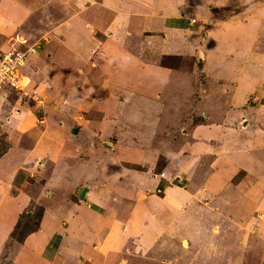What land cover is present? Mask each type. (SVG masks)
<instances>
[{"label": "crops", "instance_id": "crops-1", "mask_svg": "<svg viewBox=\"0 0 264 264\" xmlns=\"http://www.w3.org/2000/svg\"><path fill=\"white\" fill-rule=\"evenodd\" d=\"M224 2L0 0L35 92L0 88V209L45 204L17 264H264V57L225 38ZM193 45L202 79L160 63Z\"/></svg>", "mask_w": 264, "mask_h": 264}, {"label": "rangeland", "instance_id": "rangeland-1", "mask_svg": "<svg viewBox=\"0 0 264 264\" xmlns=\"http://www.w3.org/2000/svg\"><path fill=\"white\" fill-rule=\"evenodd\" d=\"M262 3H264V0H256V2H254V0H251V1L250 0H234V1L228 0V2H224L223 5L221 4L218 5V3L216 4V8L220 9V12H219L220 14L218 15V26L222 29L221 31L226 33L225 38H228L229 36H231L230 39H233L234 41L238 39V41L240 40L242 43H248V46L250 48L252 46L255 52L257 51L261 53L259 56V59H262L264 57V14L262 17H260V14H259L260 11L258 10V6L262 5ZM203 28H205V26L201 27V29ZM252 35L254 36L251 38ZM3 40L4 39L0 36V43ZM195 43L199 44L200 40L196 39ZM11 44L13 45V48L17 50V52L19 53L25 52L24 65H23L24 67L19 68L18 71H19L20 78H21V86L25 87V89L23 88V92L27 93V96L22 95V94H20L19 96L18 95L16 96L15 90L13 88H10L8 86L5 88L8 91L11 90V93H14L15 97L19 101L23 100L21 96L31 99L32 90L31 92H28L26 90L27 80L22 75L28 73V67L26 66V61H27L28 56L34 53V50L29 49L30 46L26 47L24 45L25 40H23V38L21 39V37L12 38L9 42V46ZM195 45H193V48L191 49L189 53L190 58H184V59L182 58V59L177 60L176 58L168 57V58H163L162 61H160V63H164L165 65H170V66L177 65L176 67H179V68L180 67L191 68L192 71L195 69V75L199 79H202V76H204V72L201 71L202 62L198 63L196 61V58H195L196 53H194ZM6 49L8 51L9 47ZM6 49H4L3 51H5ZM136 58L140 62L143 61V64L145 65H147L146 61H150L149 59L143 60L140 54ZM26 78L28 79L29 77L27 76ZM29 80L30 78L28 79V81ZM219 88L220 89L223 88L222 94H224L225 92L227 93L231 91L232 82L230 81V77L224 78V80H222V84H219ZM119 93L122 96L124 92L123 90H120ZM146 94L150 95V93H143V95L147 96ZM129 95L130 93L128 94V96ZM152 96H153V92H152ZM228 97H229V93H228ZM19 98H21L22 100H20ZM122 99H123V96H122ZM133 99L134 97L130 96V99L128 98L126 100V103L127 104L132 103ZM31 100H34V99H31ZM157 100L158 98H155L154 101H157ZM250 102L253 103V98L250 100ZM126 103L121 102V108H125L127 105ZM262 105L263 104H258L256 107H263ZM122 119H125V117ZM164 162H165L164 158L158 159L157 167L158 168L162 167V165H164ZM9 195L11 197L16 198V201L12 202L9 199L7 200L5 204H2V208L0 209V234H4V233L7 234L9 231V227L12 225H14V227L11 230L7 240H3V243H2L3 245L0 246V264H17L16 261H14V256L17 253L18 245L20 243L19 241L22 236L20 233V231H22L21 228L24 226V224H27V223L30 226H33V224L38 222V219L40 223L44 215V207H45L44 205L45 204L42 201V199H39L38 202L36 203H32V205H30V207L26 209V211H24L21 208H19V205L21 206V203H19L21 200L17 198L16 191L14 189H11V191L9 192ZM39 213H41L40 217H38ZM18 223L20 225L19 229L17 228ZM32 252H34V250H32ZM246 252H247L245 255L246 262L244 264H260L257 258V254H252V251H249V249H247ZM52 255L48 254V256H52ZM20 258H21V255H19L18 257V260H19L18 264H23L25 260L24 258H21V259Z\"/></svg>", "mask_w": 264, "mask_h": 264}, {"label": "built area", "instance_id": "built-area-1", "mask_svg": "<svg viewBox=\"0 0 264 264\" xmlns=\"http://www.w3.org/2000/svg\"><path fill=\"white\" fill-rule=\"evenodd\" d=\"M24 56L25 52H17L12 44L9 51L0 55V88L8 86L13 88L16 94L27 96V93L23 92L25 87L21 86V78L18 71L24 65ZM31 99H35V92H32Z\"/></svg>", "mask_w": 264, "mask_h": 264}, {"label": "trees", "instance_id": "trees-1", "mask_svg": "<svg viewBox=\"0 0 264 264\" xmlns=\"http://www.w3.org/2000/svg\"><path fill=\"white\" fill-rule=\"evenodd\" d=\"M40 216H41V213L38 214V217ZM38 226H39V219H38V222L33 224V226H30L28 223L24 224V226L21 228L22 231H20L22 236L19 242L22 243L28 235L32 234L34 231L37 230ZM17 228L18 229L20 228L19 223L17 225Z\"/></svg>", "mask_w": 264, "mask_h": 264}]
</instances>
